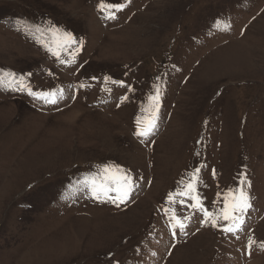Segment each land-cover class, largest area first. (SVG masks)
<instances>
[{
	"label": "rangeland",
	"instance_id": "obj_1",
	"mask_svg": "<svg viewBox=\"0 0 264 264\" xmlns=\"http://www.w3.org/2000/svg\"><path fill=\"white\" fill-rule=\"evenodd\" d=\"M105 2L126 7L104 19L101 0H0V74L57 93L53 104L0 86V264H264V0ZM49 22L79 52L47 51L36 27ZM157 84L158 128L141 139ZM109 162L137 180L119 207L81 183ZM195 168L209 211L246 170L243 230L202 225L186 197L168 203ZM169 207L191 217L184 233Z\"/></svg>",
	"mask_w": 264,
	"mask_h": 264
},
{
	"label": "snow or ice",
	"instance_id": "obj_2",
	"mask_svg": "<svg viewBox=\"0 0 264 264\" xmlns=\"http://www.w3.org/2000/svg\"><path fill=\"white\" fill-rule=\"evenodd\" d=\"M125 7V3H106L105 0H101V3L98 5L99 11L104 14V19H115L116 13ZM36 32L49 36L50 42L45 43L44 46L47 51L51 52L58 59L61 56V52L67 49H74V56L79 52L80 46L83 45L82 39L78 40L73 33L51 22H49V26L45 29L37 26ZM61 62L67 63L68 61L62 60ZM109 79L105 77L106 82ZM24 80L25 77H17L15 73L0 74V86H7L13 90L27 91L34 99H42L53 104L56 103V92H35L24 83ZM117 83L123 86V82ZM161 95L162 90L159 84L154 85L153 93L149 95L147 104L142 107L140 115L136 118V132L134 134L138 138L147 139L158 128ZM122 99L126 100L127 97H123ZM199 172L200 168H195L186 183L180 182L181 187L179 190L169 193L167 197L168 203L170 205L174 204L177 197H180V203L184 204V198L186 197L192 201L190 207L203 214L202 225L211 224L212 227H220L224 233L232 234L243 230L246 214L252 208L251 181L248 178L246 170L241 171L239 174L236 187L228 188L223 194H217L218 197L222 195L223 200V206L218 211H209L203 204L202 197L197 190ZM81 183L94 199L100 202L115 204L117 207L125 204L132 191L137 187V180L134 179L130 169L111 162L98 166L96 171L86 176ZM164 212L168 216L173 236L176 235L177 229L181 233H184L187 226L186 222L191 217H179L175 209L171 207L165 208ZM220 221H225L226 223L221 225ZM256 243L257 241L252 236H249L247 245L249 254H251V249ZM260 247L264 249V242L260 244ZM153 255L155 254L153 253Z\"/></svg>",
	"mask_w": 264,
	"mask_h": 264
}]
</instances>
